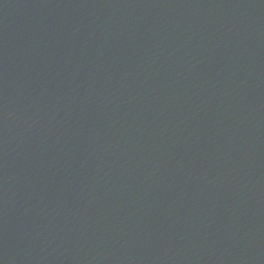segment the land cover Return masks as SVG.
<instances>
[{
    "label": "water",
    "instance_id": "water-1",
    "mask_svg": "<svg viewBox=\"0 0 264 264\" xmlns=\"http://www.w3.org/2000/svg\"><path fill=\"white\" fill-rule=\"evenodd\" d=\"M0 264H264V0H0Z\"/></svg>",
    "mask_w": 264,
    "mask_h": 264
}]
</instances>
